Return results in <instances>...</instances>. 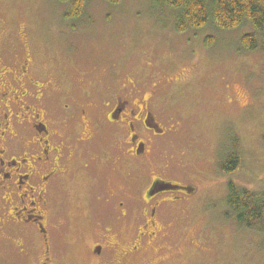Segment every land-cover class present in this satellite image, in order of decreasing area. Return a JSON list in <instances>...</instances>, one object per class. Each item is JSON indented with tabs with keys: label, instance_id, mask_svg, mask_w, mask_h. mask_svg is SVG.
<instances>
[{
	"label": "rangeland",
	"instance_id": "1",
	"mask_svg": "<svg viewBox=\"0 0 264 264\" xmlns=\"http://www.w3.org/2000/svg\"><path fill=\"white\" fill-rule=\"evenodd\" d=\"M70 9L60 0H0L2 40L22 57H32L34 75L52 98L53 128L61 141L69 136L68 145L78 154V165L62 174L51 200L52 264H264V229L246 228L226 216L230 181L264 190V54L242 48L240 37L249 26L178 32L172 9L150 0H88L77 18L67 17ZM210 34L215 40L206 45ZM119 93L167 112L163 116L170 120L164 117L163 123L174 131L161 140L159 153L173 157L175 179L195 188L168 205L165 212L171 215L159 218L162 231L155 239L126 257L122 252L134 244L142 220L106 215L109 204L102 198L114 192L118 202L125 197L123 186L143 190L150 176L165 174L159 169L162 157H152L153 167L137 172V161L113 171L104 167L105 155H119L123 138L77 140L88 100L98 94L105 103ZM108 111L101 105L97 112L105 116ZM93 150L98 158L92 173L80 166ZM230 152L239 154L240 164L225 174L221 167ZM127 167L136 178L122 177ZM108 173L115 176L110 179ZM106 226L117 245L103 263L90 247ZM34 244L32 264H40L43 238L36 237Z\"/></svg>",
	"mask_w": 264,
	"mask_h": 264
},
{
	"label": "flooded vegetation",
	"instance_id": "2",
	"mask_svg": "<svg viewBox=\"0 0 264 264\" xmlns=\"http://www.w3.org/2000/svg\"><path fill=\"white\" fill-rule=\"evenodd\" d=\"M33 62L29 54L22 57L17 49H8L0 34V264H7L8 260L10 264L34 263L36 237L44 241L40 264L55 261L50 245L51 200L62 174L69 171L73 163L78 165V154L68 145L69 136L61 141L62 134L53 128L50 120L52 98L44 83L34 75ZM97 95L88 100L90 104L81 111L82 131L77 140L87 143L96 136L115 134L123 138L117 149L119 155L107 153L104 167L117 171L124 162L137 161L134 168L137 172L139 167H153L152 157L163 160L159 169L165 174L150 176L146 186L141 184L143 190L135 187L130 191L123 186L121 193L125 197L118 202L114 192H107L109 195L102 198L104 204H109L104 211L106 215L114 218L118 215L123 219L133 216L142 220L134 244L122 252L124 257L132 256L162 231L158 220L171 215L165 212L168 205L191 196L195 188L175 179L173 157L159 153L160 145H164L161 140L174 131L163 123L164 117L170 120L163 116L167 112L158 113L153 102L152 106L148 102L138 105L131 96L122 93L111 101L104 100L105 103H101ZM101 105L109 107L105 116L97 112ZM68 107L70 105L64 106L67 110ZM91 113L98 115L91 116ZM70 119L64 121L67 127ZM87 124L91 127L89 130ZM75 129L76 126L73 130L76 135ZM89 153L92 154L80 168L93 173L92 165L98 156L95 150ZM127 168L129 173L122 177L136 178L133 169ZM107 176L112 179L115 175L108 173ZM158 183H170L175 187L158 189ZM111 231L112 227L106 226L99 240L90 247L103 263L108 249L117 245Z\"/></svg>",
	"mask_w": 264,
	"mask_h": 264
},
{
	"label": "trees",
	"instance_id": "3",
	"mask_svg": "<svg viewBox=\"0 0 264 264\" xmlns=\"http://www.w3.org/2000/svg\"><path fill=\"white\" fill-rule=\"evenodd\" d=\"M69 2L71 9L67 15L70 18L81 16L86 9L88 0H60ZM110 3H120L123 0H106ZM160 8H169L174 12L175 28L178 32L200 30L207 27L221 30L240 29L244 25L249 29L240 37L244 50L260 49L264 54V0H150ZM210 34L206 45L214 42ZM240 164L238 153H229L222 163L225 174L234 172ZM228 218L246 228L261 227L264 229V190L255 191L247 187H239L235 182L228 183L226 198Z\"/></svg>",
	"mask_w": 264,
	"mask_h": 264
},
{
	"label": "water",
	"instance_id": "4",
	"mask_svg": "<svg viewBox=\"0 0 264 264\" xmlns=\"http://www.w3.org/2000/svg\"><path fill=\"white\" fill-rule=\"evenodd\" d=\"M159 188L158 189H168V188H173L175 187L174 185L170 183H158Z\"/></svg>",
	"mask_w": 264,
	"mask_h": 264
}]
</instances>
